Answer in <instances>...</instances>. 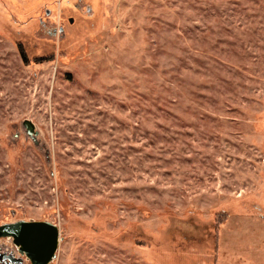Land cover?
Segmentation results:
<instances>
[{
	"label": "rangeland",
	"instance_id": "obj_1",
	"mask_svg": "<svg viewBox=\"0 0 264 264\" xmlns=\"http://www.w3.org/2000/svg\"><path fill=\"white\" fill-rule=\"evenodd\" d=\"M20 221L56 226L49 264H264V0H0Z\"/></svg>",
	"mask_w": 264,
	"mask_h": 264
},
{
	"label": "water",
	"instance_id": "obj_2",
	"mask_svg": "<svg viewBox=\"0 0 264 264\" xmlns=\"http://www.w3.org/2000/svg\"><path fill=\"white\" fill-rule=\"evenodd\" d=\"M12 239L31 264H49L58 246V230L49 222H16L0 226V239Z\"/></svg>",
	"mask_w": 264,
	"mask_h": 264
},
{
	"label": "trees",
	"instance_id": "obj_3",
	"mask_svg": "<svg viewBox=\"0 0 264 264\" xmlns=\"http://www.w3.org/2000/svg\"><path fill=\"white\" fill-rule=\"evenodd\" d=\"M19 49V54L21 56L22 61L25 63L26 62V56L25 53L23 52V50L21 49V46H18Z\"/></svg>",
	"mask_w": 264,
	"mask_h": 264
}]
</instances>
